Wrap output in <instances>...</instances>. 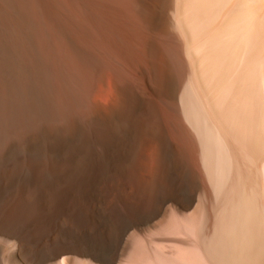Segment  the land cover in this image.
Instances as JSON below:
<instances>
[{"label": "bare ground", "instance_id": "bare-ground-1", "mask_svg": "<svg viewBox=\"0 0 264 264\" xmlns=\"http://www.w3.org/2000/svg\"><path fill=\"white\" fill-rule=\"evenodd\" d=\"M0 264H264V0H0Z\"/></svg>", "mask_w": 264, "mask_h": 264}, {"label": "rangeland", "instance_id": "rangeland-1", "mask_svg": "<svg viewBox=\"0 0 264 264\" xmlns=\"http://www.w3.org/2000/svg\"><path fill=\"white\" fill-rule=\"evenodd\" d=\"M93 84H94V80L92 79V80H90V87L91 88H92Z\"/></svg>", "mask_w": 264, "mask_h": 264}]
</instances>
